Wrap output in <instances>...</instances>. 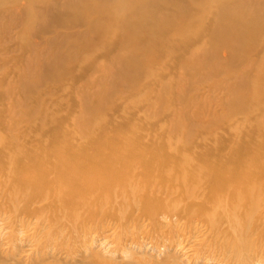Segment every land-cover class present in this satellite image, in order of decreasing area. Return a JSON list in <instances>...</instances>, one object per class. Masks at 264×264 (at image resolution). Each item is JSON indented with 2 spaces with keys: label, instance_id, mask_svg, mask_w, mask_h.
Masks as SVG:
<instances>
[{
  "label": "bare ground",
  "instance_id": "obj_1",
  "mask_svg": "<svg viewBox=\"0 0 264 264\" xmlns=\"http://www.w3.org/2000/svg\"><path fill=\"white\" fill-rule=\"evenodd\" d=\"M24 1L25 28H34L33 33L39 36L50 24L61 23L63 35L56 38L81 49L73 51V57L84 59L90 41H94L93 49L109 41L114 44L115 51L108 54L115 68L114 75L109 72L111 82L114 87L127 84L134 90L141 88L142 79H154L161 70L151 65V60L157 57L160 62H168L166 57L187 47L189 37L207 26L211 47L203 49L204 43L192 45L181 58V67L194 78L217 74L225 64L220 59L221 52L227 50V65L241 67L234 74L236 88L264 105V49L259 56H253L257 47L264 48V0H59L58 5L56 1ZM20 2L0 0V5ZM33 6L35 14L46 11L49 18H28ZM79 25L94 31L77 33L80 38L74 39L76 34L71 31ZM117 26H123L120 36L115 35ZM251 45L255 48L251 49ZM54 72L46 64L43 75ZM99 78L94 80L96 85L103 83L104 78ZM40 83L26 80L25 86L31 92ZM169 90L166 83L163 94L167 96ZM87 95L88 91L79 94L87 114L107 98L102 95L93 105ZM36 101L39 104L37 97ZM259 120L260 124L254 126L257 134L251 135L247 143L233 147L231 154L212 158L180 146L178 139L166 141L154 136L149 145V140L139 136L144 132L136 130V138H81L77 136L82 132L80 128L76 131L71 123L53 118L46 111L34 124L37 130L47 131L38 137L41 140L16 134L6 138L0 131V192L10 200V212L17 213L20 198H24L32 206V213L48 209L57 221L67 217L64 222H69L65 224L76 230L87 226L94 210L104 214L105 207L117 209L112 219L136 220L140 214L135 213L149 210V198L156 192L176 195L175 202L201 197L212 206L213 220L224 221L222 227L237 226L246 234L243 244L247 245L252 229L264 232V115ZM77 124L91 130L86 123ZM162 213L165 217L175 214L172 210ZM104 215L111 218L108 213Z\"/></svg>",
  "mask_w": 264,
  "mask_h": 264
},
{
  "label": "rangeland",
  "instance_id": "obj_2",
  "mask_svg": "<svg viewBox=\"0 0 264 264\" xmlns=\"http://www.w3.org/2000/svg\"><path fill=\"white\" fill-rule=\"evenodd\" d=\"M45 1H56L57 5L61 2ZM8 4L0 5V131L6 138L16 134L36 141L43 139L38 137L47 131L37 130L34 124L46 111L53 118L68 121L76 131L80 128L82 132L77 136L81 138H136V130L144 132L139 136L149 140V145L154 136L166 141L178 139L180 146L212 158L231 154L233 147L257 134L254 126L261 122L264 105L236 88L234 74L241 67L227 65V50L220 55L224 69L205 78H194L180 65L192 45L204 43L203 49L211 47L207 26L189 37L187 47L166 57L168 62H160L157 57L151 60V65L161 70L154 79H142L141 88L134 90L127 84L114 87L111 82L115 68L108 54L116 47L110 41L105 46L96 45L103 46L100 49H93L94 41H90L86 44L87 58L73 57L72 52L81 49L56 38L63 35L61 23L50 24L44 34L37 36L34 28L24 26L25 1ZM27 16L40 21L48 19L50 13L35 14L33 6ZM87 27H74L71 32L76 35L72 37L79 39L77 33L94 31ZM120 32L123 26L116 27L115 35L120 36ZM263 49L257 47L253 56H259ZM46 64L52 66L53 74L43 75ZM99 77L104 78L103 83L96 85L94 80ZM26 80L41 83L30 92ZM166 83L170 85L167 96L163 94ZM82 91H88L93 105L102 95L107 98L87 114L79 97ZM73 122L86 123L91 130ZM3 194L0 192V264H264V232L252 229L247 245L243 244L246 234L235 225L226 228L222 227L224 221L213 220L212 206L201 197L175 202L176 195L156 192L149 198V210L135 213L140 214L136 220L112 219L117 209L105 207L111 218L94 210L87 226L76 230L65 224L69 222H64L67 217L57 221L48 209L32 213V206L24 198H20V210L12 213L10 200ZM164 210L175 214L165 217Z\"/></svg>",
  "mask_w": 264,
  "mask_h": 264
}]
</instances>
